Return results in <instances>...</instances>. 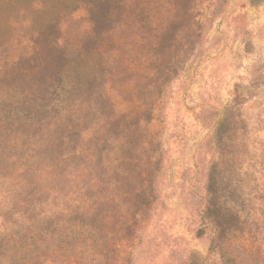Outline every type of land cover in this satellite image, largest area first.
I'll list each match as a JSON object with an SVG mask.
<instances>
[{
  "label": "rangeland",
  "instance_id": "rangeland-1",
  "mask_svg": "<svg viewBox=\"0 0 264 264\" xmlns=\"http://www.w3.org/2000/svg\"><path fill=\"white\" fill-rule=\"evenodd\" d=\"M0 264H264V0H0Z\"/></svg>",
  "mask_w": 264,
  "mask_h": 264
}]
</instances>
